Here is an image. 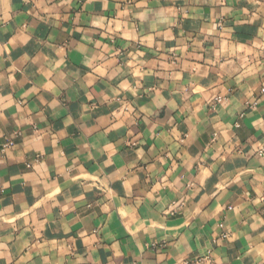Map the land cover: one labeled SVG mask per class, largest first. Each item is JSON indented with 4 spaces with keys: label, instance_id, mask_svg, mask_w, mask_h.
<instances>
[{
    "label": "crops",
    "instance_id": "0c3cea01",
    "mask_svg": "<svg viewBox=\"0 0 264 264\" xmlns=\"http://www.w3.org/2000/svg\"><path fill=\"white\" fill-rule=\"evenodd\" d=\"M263 88L264 0H0V264H264Z\"/></svg>",
    "mask_w": 264,
    "mask_h": 264
},
{
    "label": "built area",
    "instance_id": "2783aa9c",
    "mask_svg": "<svg viewBox=\"0 0 264 264\" xmlns=\"http://www.w3.org/2000/svg\"><path fill=\"white\" fill-rule=\"evenodd\" d=\"M262 94H264V88L261 90ZM256 104H254L255 106ZM14 145V142L11 139H8L6 143L3 144L4 149L11 148ZM175 207V204L172 205V208ZM213 260L211 257H203V258H198L195 259L193 262L192 261H185L183 264H212ZM132 264H142L141 262L135 261Z\"/></svg>",
    "mask_w": 264,
    "mask_h": 264
}]
</instances>
